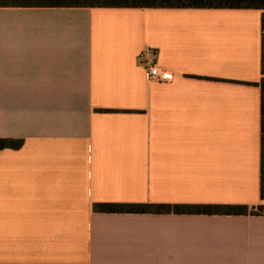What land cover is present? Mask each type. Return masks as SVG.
<instances>
[{"label":"crops","instance_id":"1","mask_svg":"<svg viewBox=\"0 0 264 264\" xmlns=\"http://www.w3.org/2000/svg\"><path fill=\"white\" fill-rule=\"evenodd\" d=\"M0 138V264H264V215L94 210L264 206V10L0 8Z\"/></svg>","mask_w":264,"mask_h":264},{"label":"trees","instance_id":"2","mask_svg":"<svg viewBox=\"0 0 264 264\" xmlns=\"http://www.w3.org/2000/svg\"><path fill=\"white\" fill-rule=\"evenodd\" d=\"M200 8V9H262L264 0H0V8ZM263 113V103H262ZM22 139L0 138L1 149H19ZM263 164L261 180H263ZM263 183L261 182V193ZM94 210L107 213H176L264 215V206L244 205H166L150 203H100Z\"/></svg>","mask_w":264,"mask_h":264},{"label":"built area","instance_id":"3","mask_svg":"<svg viewBox=\"0 0 264 264\" xmlns=\"http://www.w3.org/2000/svg\"><path fill=\"white\" fill-rule=\"evenodd\" d=\"M152 56L153 58H156V52H154L151 49H146L144 52L141 54L142 60H144V64L147 65V74H148V79L150 81H167V72L160 70L156 64H150L149 62V57Z\"/></svg>","mask_w":264,"mask_h":264}]
</instances>
